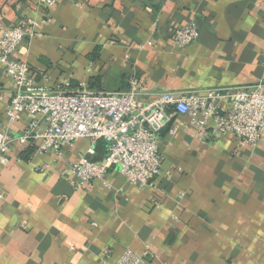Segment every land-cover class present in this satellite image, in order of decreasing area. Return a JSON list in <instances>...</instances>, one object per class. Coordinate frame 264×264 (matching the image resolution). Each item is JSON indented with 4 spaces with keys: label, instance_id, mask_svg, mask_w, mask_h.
<instances>
[{
    "label": "crops",
    "instance_id": "crops-1",
    "mask_svg": "<svg viewBox=\"0 0 264 264\" xmlns=\"http://www.w3.org/2000/svg\"><path fill=\"white\" fill-rule=\"evenodd\" d=\"M55 1L0 0L8 26L50 17L17 58L51 88L117 92L136 79L154 99L264 85V0ZM192 21L198 40L177 47L174 31ZM13 90L0 71V121L16 137L29 119L8 121ZM201 135L173 117L162 172L145 189L115 169L77 187L66 172L87 139L62 156L13 143L0 160V264H119L126 250L149 264H264V134L256 146ZM106 155L100 141L93 159Z\"/></svg>",
    "mask_w": 264,
    "mask_h": 264
},
{
    "label": "built area",
    "instance_id": "built-area-1",
    "mask_svg": "<svg viewBox=\"0 0 264 264\" xmlns=\"http://www.w3.org/2000/svg\"><path fill=\"white\" fill-rule=\"evenodd\" d=\"M42 1L49 8L56 5L55 0ZM49 18L28 17L17 26H8L0 18V71L14 83L6 117L10 123L25 116L29 119L16 137H11L0 121V160L8 155L13 143L32 145L39 154L55 151L62 156L64 147L87 139L90 147L86 154L66 172L77 180V187L102 179L115 169L130 185L145 189L153 187L162 172L161 132L175 116L190 117L205 139L232 135L250 146L260 142L264 134L262 84L205 94L167 93L150 99L136 79L129 89L100 93L81 87L51 88L46 81L38 82L29 63L17 58V51L24 41L37 36L38 28L50 22ZM173 38L179 48L192 45L199 38L197 23L177 28ZM40 119L47 124L43 130L39 129ZM100 141L107 144V155L95 161ZM119 264L149 262L126 250Z\"/></svg>",
    "mask_w": 264,
    "mask_h": 264
}]
</instances>
